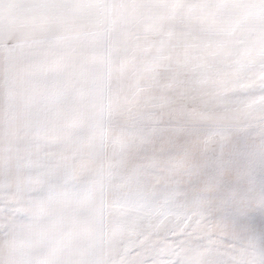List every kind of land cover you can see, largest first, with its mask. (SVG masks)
Returning <instances> with one entry per match:
<instances>
[{"label":"snow or ice","instance_id":"1","mask_svg":"<svg viewBox=\"0 0 264 264\" xmlns=\"http://www.w3.org/2000/svg\"><path fill=\"white\" fill-rule=\"evenodd\" d=\"M0 264H264V0H0Z\"/></svg>","mask_w":264,"mask_h":264}]
</instances>
